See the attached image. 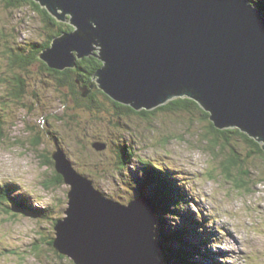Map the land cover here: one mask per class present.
I'll list each match as a JSON object with an SVG mask.
<instances>
[{
  "label": "water",
  "instance_id": "obj_1",
  "mask_svg": "<svg viewBox=\"0 0 264 264\" xmlns=\"http://www.w3.org/2000/svg\"><path fill=\"white\" fill-rule=\"evenodd\" d=\"M34 1L74 28L39 55L51 69L95 56L103 66L91 89L136 112L194 100L216 129H239L264 151V13L248 0ZM53 158L71 186L55 225L60 254L75 264H167L149 199L124 204Z\"/></svg>",
  "mask_w": 264,
  "mask_h": 264
},
{
  "label": "rangeland",
  "instance_id": "obj_2",
  "mask_svg": "<svg viewBox=\"0 0 264 264\" xmlns=\"http://www.w3.org/2000/svg\"><path fill=\"white\" fill-rule=\"evenodd\" d=\"M63 23L72 27L69 20ZM46 34L41 17L30 7L9 9L0 0V52L6 44L31 50L28 45L44 42ZM7 65L0 53V112L4 111L6 122L0 141V187L10 189L25 210L36 214L38 208L51 207L62 215L60 219L67 217L71 186L65 181L56 188L49 184L55 180L56 167L45 164L53 159L52 153H59L72 171L89 177L95 187L121 202L138 197L136 178L150 162L170 174L188 197L181 203L179 223L185 226L187 217L194 224L198 218L211 235L215 262L205 264H264V159L247 157L243 168L250 171L245 178L248 186L238 189L234 181L238 174L228 176L222 170L231 150L224 151L221 145L213 150L205 141L208 124L199 112L195 118L159 111L147 119L91 111L83 105L76 108L72 92L59 86L40 62L30 67L28 77L23 76L30 85L23 105L11 103L5 99ZM39 137L41 142L36 143ZM93 144L106 147L96 149ZM124 144L135 154L127 169L117 164L118 148ZM231 145L242 157L251 148L238 136L232 137ZM11 218L0 209V264H71L47 246L57 237L50 219Z\"/></svg>",
  "mask_w": 264,
  "mask_h": 264
},
{
  "label": "trees",
  "instance_id": "obj_3",
  "mask_svg": "<svg viewBox=\"0 0 264 264\" xmlns=\"http://www.w3.org/2000/svg\"><path fill=\"white\" fill-rule=\"evenodd\" d=\"M248 1L264 13V0ZM1 2L9 9L15 8V10H17L24 7H30L41 17L44 29L47 31L44 42H34L28 45L31 50L20 45L14 46L12 44H6L4 52H0L4 55V58L7 61V73L10 74L6 79V82L9 85V92L5 99L10 100L11 103H20L21 101L23 105V101L28 93V88H30L27 79H24L23 76L28 77L27 73L32 68L31 66H34L36 62H40L42 68L48 71L49 75H52L58 80L59 86L67 87V89L72 92L76 99V102H74L76 108L83 105L91 111H104L112 115L115 113L122 117L132 116L134 114L147 119L151 118L152 115H156L159 111L177 112L181 113V115H192L191 117L195 118L199 116V112L201 115L199 116L200 119L206 121L208 124L209 132H207V136L205 135V141L210 143L213 150L218 149V147H220L219 145L223 147L222 149L224 151H226L225 148L231 150L226 154L225 159L222 162L223 172L228 176H233V172H236L238 177L234 179V181L236 182L238 189L247 188L248 185L247 182H245V178L250 176V171L243 168L247 157L259 156L264 159V151L256 140L250 138L247 134L240 132L239 129H216L210 121L209 113L202 110L197 102L188 98L175 99L167 105L159 107L155 111L143 110L141 112H136L129 106H124L113 101L101 89L97 88V85L91 89L90 85L93 83V76L103 66V63L95 56L79 60L77 62V67L74 69H66L65 71L60 72L48 68V65L40 59L39 55L44 50L51 47L52 42L56 37L63 33L73 31V27L58 21L34 0H1ZM4 38H6L5 35ZM0 40L3 41L2 38ZM3 80L5 81L4 78L2 81ZM83 88H89L91 90L87 97L82 96ZM108 101L110 104L109 106H106V102ZM24 107L27 108L25 105ZM181 115H179L180 118L187 119V117ZM4 124H6V122L3 111L2 113L0 112V141H2L5 136ZM236 136L251 147H249L250 151L245 157H242V154L231 145L232 137L235 138ZM35 142H41V138H35ZM54 143L59 146L57 140H55ZM93 147H95V144H93ZM118 151L117 164L127 169L128 164L131 163L135 154L131 153V148L125 144L122 147H119ZM45 165L48 167L55 166L53 159H48ZM54 172L55 180L51 183L49 182V184L53 186V188L64 185V177L57 171ZM136 184L137 185L134 186V188L138 191V197H146L156 208L157 238L163 245V255L167 264H205L206 260L214 263L215 257L211 254V248L209 247L212 242V237L207 233V229L201 220L196 218L195 223L193 224L192 220L184 217L186 220L185 226L179 223L182 215V213H180L182 212L181 203L183 200H188V197L183 196L184 192L175 183L173 177L161 167L149 162L145 165L143 175L136 178ZM9 190L7 187H0V209L6 215L12 217V220L19 216L50 219L55 229L56 223L62 216L59 212L55 214L56 211L49 207L38 208L36 214L31 213L24 209L22 206L23 204L20 205V203L24 202H17V200H15V197L10 194ZM131 200L133 199H129L126 202L122 201V203L126 204ZM24 206L29 209L26 204H24ZM191 237L195 238L191 240ZM55 238L56 237H52L47 243V246L54 247ZM59 256L61 259H66L71 264H75L73 260L60 253Z\"/></svg>",
  "mask_w": 264,
  "mask_h": 264
},
{
  "label": "clouds",
  "instance_id": "obj_4",
  "mask_svg": "<svg viewBox=\"0 0 264 264\" xmlns=\"http://www.w3.org/2000/svg\"><path fill=\"white\" fill-rule=\"evenodd\" d=\"M53 155H54V153L52 154V158H53ZM54 159V158H53ZM96 188H97V186H96Z\"/></svg>",
  "mask_w": 264,
  "mask_h": 264
},
{
  "label": "bare ground",
  "instance_id": "obj_5",
  "mask_svg": "<svg viewBox=\"0 0 264 264\" xmlns=\"http://www.w3.org/2000/svg\"><path fill=\"white\" fill-rule=\"evenodd\" d=\"M100 190V189H99ZM10 194H11V192H10ZM67 211V210H66Z\"/></svg>",
  "mask_w": 264,
  "mask_h": 264
},
{
  "label": "flooded vegetation",
  "instance_id": "obj_6",
  "mask_svg": "<svg viewBox=\"0 0 264 264\" xmlns=\"http://www.w3.org/2000/svg\"><path fill=\"white\" fill-rule=\"evenodd\" d=\"M98 88V87H97Z\"/></svg>",
  "mask_w": 264,
  "mask_h": 264
}]
</instances>
